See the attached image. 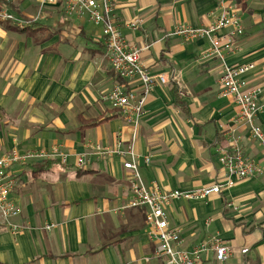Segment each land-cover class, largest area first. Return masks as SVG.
<instances>
[{"label": "crops", "instance_id": "1", "mask_svg": "<svg viewBox=\"0 0 264 264\" xmlns=\"http://www.w3.org/2000/svg\"><path fill=\"white\" fill-rule=\"evenodd\" d=\"M41 1L0 0V9L30 23L18 29L0 22V157L14 148L50 151L55 145L69 157L66 164L49 159L12 167L16 185L10 197L20 210L16 223L25 229L13 235L0 220V264H166L145 236L144 210L127 207L123 160H92L80 170L75 155L88 143L110 146L121 134L138 156L146 186L187 192L226 182L216 153L228 147L226 132L241 138L259 173L203 202L173 201L168 221L187 251L217 236L231 251L225 264H264V150L235 121L237 105L219 98L222 62L202 59L209 42L172 35L176 25L211 24L219 0H112L121 33L142 48L148 73L168 78L147 96L134 140L132 128L101 98L117 84L139 93V81H121L112 73L100 27L66 17L60 5L47 6L36 19ZM229 1L244 32L224 52V62L254 66L245 79L248 88L260 89L262 104L264 0ZM135 19L141 20L138 29L125 27ZM256 123L264 130V112ZM51 224L53 229H44ZM242 249L248 252L242 255ZM201 264L218 263L207 252Z\"/></svg>", "mask_w": 264, "mask_h": 264}, {"label": "built area", "instance_id": "2", "mask_svg": "<svg viewBox=\"0 0 264 264\" xmlns=\"http://www.w3.org/2000/svg\"><path fill=\"white\" fill-rule=\"evenodd\" d=\"M22 0H4L6 3ZM60 5L63 14L68 18L87 19L96 27H100V38L104 47V56L107 59L112 73L122 81L136 79L140 83V92L128 90L120 84L102 95V100L108 103L123 119L124 123L132 128V139L137 135V129L145 116V102L156 84L165 85L168 78L165 75L152 76L148 73L141 61V51L135 45L128 43L121 33L122 27L114 12L112 0H42L38 6L36 19L47 6ZM218 13L214 21L206 27H191L176 25L172 35L181 38L184 42L205 39L209 42V50L202 59L217 58L222 62V71L219 78V93L221 99H229L239 109L235 121L243 124L249 138L255 141L264 150V130L256 123V117L264 112V103L259 102L261 94L258 88H248L245 76L253 70L252 64L230 66L224 62V52H231L234 40L243 35L244 28L238 11L229 0L218 1ZM0 22L11 23L18 29L30 25L29 22L18 19L5 8L0 9ZM141 20L127 22L125 27L130 30L139 28ZM226 31L224 35L219 33ZM232 133V132H231ZM226 132L228 147H218L219 164L224 171L226 182L222 185L196 188L191 191L165 192L157 184L146 186L140 177L139 165L132 145H125L123 136L117 134L110 146L98 143H88L85 151L75 155V167L85 169L92 160L105 161L111 158L123 160V170L129 172L128 186L130 199L128 208L144 210L145 236L150 242L157 244L154 251L156 258H165L166 264H201L202 256L207 252L214 254L218 264H225L231 256L230 248L217 236L209 238L193 247L190 251L183 248V238L178 230L170 226L166 209L173 201L185 200L188 202L206 201L212 194H220L224 189L231 188L236 180H244L259 173V167L248 158L240 144L241 138ZM69 155L62 146L55 145L50 151L29 150L19 152L16 148L0 157V220L1 224L11 233L17 234L25 226L17 224L16 219L20 210L10 197L16 185L12 175V167L32 161L57 159L66 164ZM145 162H150L145 158ZM229 206V205H228ZM235 209V208H234ZM210 220L205 221V226ZM53 224L44 227L49 231ZM247 249H242L245 255Z\"/></svg>", "mask_w": 264, "mask_h": 264}, {"label": "trees", "instance_id": "3", "mask_svg": "<svg viewBox=\"0 0 264 264\" xmlns=\"http://www.w3.org/2000/svg\"><path fill=\"white\" fill-rule=\"evenodd\" d=\"M236 3H241V2H244L245 0H234ZM231 2V1H230ZM6 3V2H5ZM232 3V2H231ZM9 4V3H8ZM119 79V78H118ZM121 80V79H119ZM122 81V80H121Z\"/></svg>", "mask_w": 264, "mask_h": 264}]
</instances>
